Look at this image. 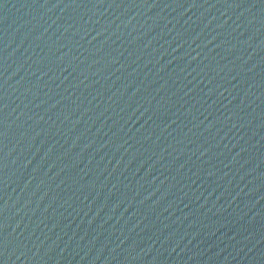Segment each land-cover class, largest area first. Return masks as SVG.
Masks as SVG:
<instances>
[{
  "label": "water",
  "instance_id": "1",
  "mask_svg": "<svg viewBox=\"0 0 264 264\" xmlns=\"http://www.w3.org/2000/svg\"><path fill=\"white\" fill-rule=\"evenodd\" d=\"M0 264H264V0H0Z\"/></svg>",
  "mask_w": 264,
  "mask_h": 264
}]
</instances>
